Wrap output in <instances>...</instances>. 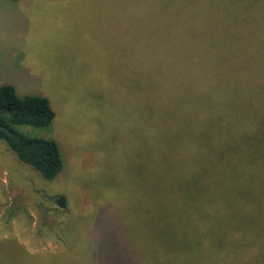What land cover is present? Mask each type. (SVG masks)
I'll return each instance as SVG.
<instances>
[{"label":"rangeland","instance_id":"rangeland-1","mask_svg":"<svg viewBox=\"0 0 264 264\" xmlns=\"http://www.w3.org/2000/svg\"><path fill=\"white\" fill-rule=\"evenodd\" d=\"M242 2L248 11L236 27L241 8L233 4ZM190 3L210 5L227 23H180L190 7L174 21L164 0H0V84L46 97L54 112L48 126L14 128L55 140L63 159L46 180L0 139V185L14 187L13 224L8 208L0 218V264H205L226 244L221 208L257 193L264 206V172L185 169L207 140L197 124L195 147L187 143L189 122L202 114L222 125L219 140L243 145L232 101L244 94L239 81L259 82L251 67L264 64V46L247 55L245 33L238 46L206 44L210 36L201 31L252 29L264 38V0ZM254 5L260 11H251ZM210 62H235L242 78L202 76L197 89L186 77ZM176 67L185 78H174ZM253 107L264 112V97ZM246 191L248 200H239ZM61 195L66 203L57 206Z\"/></svg>","mask_w":264,"mask_h":264},{"label":"trees","instance_id":"trees-1","mask_svg":"<svg viewBox=\"0 0 264 264\" xmlns=\"http://www.w3.org/2000/svg\"><path fill=\"white\" fill-rule=\"evenodd\" d=\"M164 3L167 4V9L165 6L163 8L164 13L171 12L174 21H179L176 18L178 12L186 13L188 11L187 7H190L191 16L189 14L183 15V18L179 21L180 23L186 19H191V21L201 26L225 25L227 23L225 19L215 17L219 13L215 12L210 5L193 7L190 0H164ZM243 5L244 2L237 3L236 6L233 4L234 11L241 8L238 11V16H234L232 19L236 27L241 25L245 19L242 12L248 11V7L244 8ZM218 6L220 7L222 4L220 3ZM251 11H260V9L254 5ZM193 33L199 35V32ZM201 33L204 37L210 36L206 44L213 43L218 39L220 43L224 42L230 45L236 42L238 46L241 45L238 41L243 38L242 34L245 33V37L249 38L246 43L250 44L252 48H248L247 55L256 56L264 46L262 35L252 29H247L246 32L238 29L235 31L210 32L207 35L203 31ZM230 36H233L231 42ZM257 63H260V65L252 66L251 73L257 77L259 82L246 83L245 86L249 87L246 90L244 84L239 81L244 94L238 91L235 101H232L237 105L235 125H244V131L241 135L243 145L234 147L229 144L231 141L219 140L223 135L219 130L222 125L218 120L213 122L209 120L212 117L211 114H202L193 123L189 120L190 130H187L186 137L189 140L187 143L190 144V147H195L196 142H194V139L198 134L197 124H201V133L204 135L201 139L204 137L207 140L200 142L202 147L201 157L189 159L185 162L186 172H264V112H261V114L253 109V105L260 104V100L264 97V64ZM182 69L176 67L174 78L183 79L184 76L180 75ZM195 69L200 74L186 78L195 80L197 89H203L201 85L197 84V79H202V76L208 79L217 75H231L232 72L236 78L240 79L243 71L242 67H239L235 62H224L220 68L216 64L213 66V62H210L209 67L208 64H205V70L199 71L200 69L198 70L197 67ZM164 77L167 78V74ZM168 78H171L170 72ZM162 79L165 81L164 78ZM208 83L213 93L225 95V89L214 88L209 81ZM163 92L168 93L167 90H163ZM218 103L223 104L221 101H218ZM175 105L176 107L181 106L180 104ZM216 110V108L213 109V111ZM53 117L54 112L46 97L35 94L18 95L12 85L0 84V139L5 141L20 161L30 165L46 180L56 177L63 168V159L58 144L50 138L26 135L16 130L14 125L27 124L35 127H45L50 124ZM179 127L184 129L182 124ZM211 127L216 128L214 129L215 133H211V130H213ZM229 136L231 135L229 134ZM244 176L242 175L243 182L247 177ZM249 195L250 192L246 191L239 197V200L246 201ZM261 201L262 195L257 193L252 196V201L245 204L241 203L221 208L219 216L223 223L220 225V231H222V236H226V244L218 248V256L214 261L210 262V257L206 256L205 264H264V206L260 204ZM55 202L57 206H63L66 203V198L61 195L55 199Z\"/></svg>","mask_w":264,"mask_h":264},{"label":"crops","instance_id":"crops-1","mask_svg":"<svg viewBox=\"0 0 264 264\" xmlns=\"http://www.w3.org/2000/svg\"><path fill=\"white\" fill-rule=\"evenodd\" d=\"M13 186H4L0 185V210H1V219H3V209L8 208L9 212L7 215V222L9 224H13L14 212L12 208L13 204V193H14ZM4 206V207H3ZM3 207V208H2Z\"/></svg>","mask_w":264,"mask_h":264}]
</instances>
